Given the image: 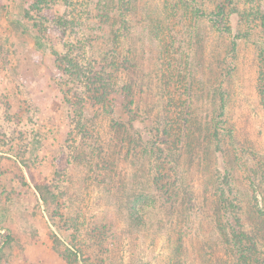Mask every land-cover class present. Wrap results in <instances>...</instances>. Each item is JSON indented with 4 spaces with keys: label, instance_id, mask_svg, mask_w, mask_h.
I'll list each match as a JSON object with an SVG mask.
<instances>
[{
    "label": "rangeland",
    "instance_id": "obj_1",
    "mask_svg": "<svg viewBox=\"0 0 264 264\" xmlns=\"http://www.w3.org/2000/svg\"><path fill=\"white\" fill-rule=\"evenodd\" d=\"M36 1L0 0V264H234L213 198L164 204L157 166L127 156L114 127L137 120L132 99L162 110L174 141L188 121L206 138L189 184L230 167L264 215V0ZM64 56L101 73L100 101ZM250 248L264 264L262 243Z\"/></svg>",
    "mask_w": 264,
    "mask_h": 264
},
{
    "label": "trees",
    "instance_id": "obj_2",
    "mask_svg": "<svg viewBox=\"0 0 264 264\" xmlns=\"http://www.w3.org/2000/svg\"><path fill=\"white\" fill-rule=\"evenodd\" d=\"M44 2V0H37L33 4L34 9L36 11H42L44 7L39 4ZM220 13L223 14V11L221 10ZM220 18L223 20L222 15ZM262 18L263 22L264 17L262 16ZM58 25L61 27L65 26L63 24ZM55 63L63 69L64 73L76 79L72 80L74 83L81 84L83 82L84 86L91 87L96 101H100L106 95V86L102 83V77L99 71L85 70L82 64L77 63L70 56L60 57ZM128 89L133 91L131 86L125 87L126 92H128ZM134 100L132 99L130 101L126 112L127 114L131 113L137 120H128L129 124L126 126L127 128L122 124H117L114 130L118 134L124 135L125 139H120L119 142L120 144H126L124 147L127 148V156L130 153L138 155L137 149H139L140 154L145 156L144 161L154 163L157 166L152 181L160 184L156 187V191L157 194H160L162 202L168 204L167 201H171V205L175 206V204L184 200L188 201L187 205L190 204V206H193V204L199 202L198 198L200 196L202 198L199 200L202 203L208 202V197L213 198V204L215 206L214 208L212 207L211 212L213 211L214 218L218 221V226H214L213 233L216 234L219 229L223 231L222 233L219 232L220 235H217L218 239L214 241L219 242L220 240L225 246H229L227 254L233 253L235 258L234 264H262L258 258L254 261L253 258L249 257L252 256L253 252L250 248L251 246L255 247V245H261L262 243V247H264V236H262V234L264 235V215L258 210L256 205H253L252 210L246 209L243 206L242 194L233 182V180L235 181V173L232 172V168H225L224 173H226L223 176L218 170H215V175L217 174L218 176L214 177V174L211 175L213 182L203 184L200 180L199 183L202 185L197 190H194L190 185L191 182L189 184L188 179L194 181L199 170H202L201 164L206 157V154L203 153L205 148L202 145L206 138L201 135L196 139L194 132H190L188 127L191 125H188L189 122L187 121L182 124L179 130L181 132L177 136V139L175 141L172 140L167 129L168 123L161 116L162 110L155 106L142 107L140 103L134 102ZM76 103L78 104V102ZM222 107L220 106L218 108V117L224 113V108ZM134 122L147 125L149 129V140L147 142H143L138 132L131 129ZM199 132L203 134L202 130H199ZM212 138L216 141L212 151L213 155H215L221 149V142L216 129L212 133ZM194 139L196 140L194 141ZM201 139L202 141H200ZM207 149H210V146ZM201 174L203 173H200V176ZM253 221L257 222H255L257 233L252 230L253 237H251V235L244 233L243 230L244 223H252L254 225L255 223Z\"/></svg>",
    "mask_w": 264,
    "mask_h": 264
}]
</instances>
